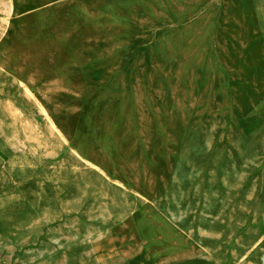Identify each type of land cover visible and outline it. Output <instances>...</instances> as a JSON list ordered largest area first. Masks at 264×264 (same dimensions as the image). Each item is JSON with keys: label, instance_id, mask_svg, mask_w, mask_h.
<instances>
[{"label": "rangeland", "instance_id": "1", "mask_svg": "<svg viewBox=\"0 0 264 264\" xmlns=\"http://www.w3.org/2000/svg\"><path fill=\"white\" fill-rule=\"evenodd\" d=\"M0 264H264V0H0Z\"/></svg>", "mask_w": 264, "mask_h": 264}]
</instances>
